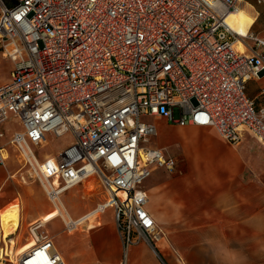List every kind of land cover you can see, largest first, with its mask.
<instances>
[{"label": "built area", "instance_id": "1", "mask_svg": "<svg viewBox=\"0 0 264 264\" xmlns=\"http://www.w3.org/2000/svg\"><path fill=\"white\" fill-rule=\"evenodd\" d=\"M242 1L0 0V51L13 61L0 85V166L8 160L2 127L16 117L22 129L9 143L55 206L86 181L99 180L107 193L91 217L73 218L62 206L65 230L114 207L123 264L140 242L160 256L163 231L147 209L144 182L177 160L152 144L154 118L213 126L234 145L249 131L264 145V107L246 92L264 74V31L241 52L227 22ZM49 133L71 140L43 162L35 149ZM42 228L28 226L34 244L20 254L3 234L0 264H66Z\"/></svg>", "mask_w": 264, "mask_h": 264}, {"label": "crops", "instance_id": "2", "mask_svg": "<svg viewBox=\"0 0 264 264\" xmlns=\"http://www.w3.org/2000/svg\"><path fill=\"white\" fill-rule=\"evenodd\" d=\"M240 7L249 12L250 7L256 8L254 31L249 32L250 27L247 35L240 37L245 44L241 52L247 53L253 42L250 35L264 31V5L243 0ZM0 54L5 57L1 51ZM10 78L11 74L1 79L0 85ZM246 92L258 108L264 107V74L250 79ZM162 119L154 121L157 124ZM169 123L181 147L179 155L169 152L167 145L156 146L166 148L177 165L172 171L154 167L144 182L147 209L163 231L158 243L161 257L146 242H140L130 246L126 263L264 264V145L249 131L240 144L234 145L213 126ZM7 155L6 165L0 166V244L4 234L8 247L20 254L33 245L22 247L24 218L27 226L41 221L46 227L61 216L55 207L31 213L25 208L34 200L29 194V172L18 166L16 157L21 162L22 158L15 148ZM33 186L42 194L41 184ZM89 212L71 216L79 218ZM103 214L94 226L90 225L91 218L75 232L65 230L64 225V232L71 236L64 240V251L53 236L66 264L124 263L115 211L107 221H102Z\"/></svg>", "mask_w": 264, "mask_h": 264}, {"label": "rangeland", "instance_id": "3", "mask_svg": "<svg viewBox=\"0 0 264 264\" xmlns=\"http://www.w3.org/2000/svg\"><path fill=\"white\" fill-rule=\"evenodd\" d=\"M255 7L257 8L256 5ZM256 8H253V7L249 8L252 15ZM252 31H254V24L251 26L249 32H252ZM12 68H13V61H11L9 58L3 57L0 54V80L7 78V77L9 78L11 74L10 71L12 70ZM169 124L170 123L166 118L160 121H157L158 136L153 139L152 144L154 146L167 145L169 147L168 151L171 152L173 155L178 156L179 151L181 150V147H180V144L177 143V138H175V135L173 134V131H172V129L174 128L173 125H169ZM2 129L4 130L5 135H6L4 138V141L7 142L6 148L8 150H13L14 146L11 143H9V140L11 139L15 131L22 129L19 119L16 117H11L9 120H7L3 124ZM48 139L49 141L45 146L38 147L35 149L39 159L43 162L45 161L44 159H45L46 154H49V153L56 154L61 149H63L65 146H67L71 140V136L70 134H65L63 136H57L54 133H49ZM16 162L18 166L22 168V171H26L27 173L29 172L28 173L29 174L28 181L30 182L29 194L31 198H33L34 200L30 205L27 204L25 208L27 207L28 208L27 210L30 213L33 211H37L38 209H43L47 207H52L51 209H54L55 205L48 198V195L45 189H43L42 194L37 193L36 190L34 189L33 185L36 184V182L39 184L41 183L34 176L31 175L30 170H29V165L26 164L23 167L24 163L23 161L21 162L18 159V157H16ZM52 180L55 186H59L61 184V179L58 177H53ZM106 196H107V193L101 186L99 180H94V181L91 180V182L86 181L84 184H80L66 191L62 195V199L64 201L65 206H67L66 208H68L71 214L75 217L76 215L80 213H86L88 211H91L95 207H97L98 204L102 203L105 200ZM24 211L25 210H23V213ZM113 215H114V207H109L106 210V212L102 215V221L104 219L106 221L112 219ZM96 219L91 220L90 225L92 222H93L92 225H95ZM26 228H28V226H27V221L24 218L23 224H22V247L23 248L26 245L34 244V239L32 235L27 231ZM63 229H64V221L61 219V217H58L57 219L52 221L50 224H48L46 227L42 228V230L48 231L52 236L56 237L55 238L56 244L60 248L61 251H64V246H63L64 240L65 241L67 239L70 240L71 238V236L67 235V233L64 232ZM14 246L15 244L13 243V248ZM6 264H12V263L7 262Z\"/></svg>", "mask_w": 264, "mask_h": 264}, {"label": "bare ground", "instance_id": "4", "mask_svg": "<svg viewBox=\"0 0 264 264\" xmlns=\"http://www.w3.org/2000/svg\"><path fill=\"white\" fill-rule=\"evenodd\" d=\"M227 22L230 24V26L233 28V30L239 35V36H245L248 33L249 28L254 24L255 22V18L253 15L250 14V12L243 7H239L236 10H231L227 16ZM236 46L238 47V49L240 51H245V44L244 42L241 40V38L239 37L238 40L236 41ZM94 181V180H93ZM113 201H110V203L107 206H110V204ZM61 204L62 206L67 210L63 200L61 199ZM60 204H57V206H55L56 208V212L59 215H62L63 217H65V212L63 210ZM96 209V207L94 208ZM108 209V208H107ZM106 209V210H107ZM93 210V209H92ZM90 211L89 213H87L86 218L87 217H91L95 212L94 211ZM105 210V211H106ZM68 211V210H67ZM69 212V211H68ZM93 220V219H92ZM40 222V226L43 227V223L41 221ZM93 223V222H92ZM91 223V225H92ZM94 226V225H93ZM38 232L36 231V234ZM5 236V235H4Z\"/></svg>", "mask_w": 264, "mask_h": 264}]
</instances>
